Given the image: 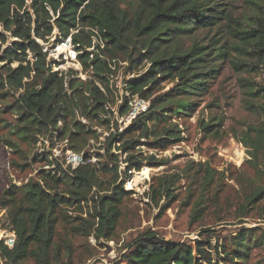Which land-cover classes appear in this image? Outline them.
I'll use <instances>...</instances> for the list:
<instances>
[{"label": "trees", "instance_id": "1", "mask_svg": "<svg viewBox=\"0 0 264 264\" xmlns=\"http://www.w3.org/2000/svg\"><path fill=\"white\" fill-rule=\"evenodd\" d=\"M248 4L251 15L239 21L233 19L231 4L225 0H0V97H14L10 111L16 113L13 134L33 144L42 138L64 140L67 151L83 155L76 167L63 168L64 162L37 153L33 162H44L48 169L40 170L36 180L20 186L10 184L2 192L0 207L6 211V223L15 236L12 248L0 241L4 264L28 260L50 264L62 257L70 261L72 234L92 235L96 242L111 239L126 196L124 182L119 181V156L112 150L126 155V177L144 161L157 167L158 162L143 158L136 149L146 140L152 149L163 151L181 139L178 125L170 120L189 116L198 108L197 99L207 92L224 62L232 64L236 57L233 64L239 73L264 71V2L250 0ZM198 31L204 32L202 40ZM52 38L55 45L70 39L85 80L71 69L54 71L57 63L48 59L46 49ZM186 39L192 41L188 47H184ZM126 51L129 71L143 63L149 66L123 83L118 115L130 111L128 94L149 103L119 132L100 86L114 75V54ZM239 81L248 97L259 95L260 103L248 100L247 104L264 116V87L246 79ZM164 83L172 87L154 95ZM221 122V118H211L202 124V132L212 134ZM95 128L108 134L92 163L84 148L90 140H99ZM241 143L256 178H263L264 165L258 160L260 155L264 157V123L248 128ZM102 175L109 176L107 182ZM179 178H158L157 186L147 194L149 200L157 205L162 198L174 199L172 189ZM211 181L207 176L201 182L202 193ZM202 196L193 204L190 223L203 216ZM81 197L91 204L88 215L93 223L70 214ZM244 199L239 218L264 200V188H254ZM168 208L167 204L161 209ZM59 225L69 232L58 235ZM228 243L211 247L196 241L192 246L165 241L155 231L145 230L125 246L116 264H216L217 259L222 260L220 264H245L251 248L264 247V236L242 228Z\"/></svg>", "mask_w": 264, "mask_h": 264}, {"label": "rangeland", "instance_id": "2", "mask_svg": "<svg viewBox=\"0 0 264 264\" xmlns=\"http://www.w3.org/2000/svg\"><path fill=\"white\" fill-rule=\"evenodd\" d=\"M248 1L250 0H225L231 4L234 20L241 21L251 15L252 7ZM196 34L199 40L203 39L204 32L198 31ZM53 42L54 38L50 40L46 49L48 59L57 63L54 71L66 72L71 69L78 73L81 80H85L87 76L75 59L74 48L65 44L66 41L59 45ZM191 42L190 39H186L184 47H188ZM60 48L62 49L59 50ZM128 54L129 51L114 54L113 62H116L112 64L114 75L109 78L107 84L100 86L105 96V106L112 112L119 132H123L131 123L132 112L136 114L141 112L149 103L148 100L143 101L128 94L130 111L123 117L118 115L117 110L124 96L123 83L143 74L149 66L143 63L129 71ZM232 61L235 63L237 58L234 57ZM233 63L229 64L226 61L221 65L219 74L209 83L207 92L197 99L198 108L191 115L170 120L178 125L181 139L171 142L163 151L152 149L146 140H142L143 145L136 150L141 152L143 158L152 157L158 162L157 167L151 168L148 161H144L139 170L130 171L126 177L123 173L126 155L117 152L116 149L112 150V153L119 156V181L124 182L123 189L126 192L120 206L121 217L113 236L108 241L101 239L99 242L95 240L93 242L91 236L72 234L71 260L67 261L66 257H62L60 261H51L50 264H116L125 253V246L145 230L155 231L165 241L186 242L192 246L194 242L202 241L211 247L228 245V241L242 228L254 229L257 234L264 236V200L251 206L245 217L239 218L240 206L245 202V195L254 188H264V177L256 178L255 169L248 162L247 149L241 143V138L248 128H257L264 123L263 114L249 109L247 104L248 100L255 104L261 100L259 95L252 99L248 97L244 88L240 86L239 79H246L264 87V71L239 73ZM171 87L170 83L161 84L154 95L166 92ZM13 99L12 95L0 97V196L10 184L17 186L26 184L30 180H36L40 170L48 169L44 162H33L37 153L50 155L59 163L64 162L63 168L67 165L65 157L67 154L78 156L81 160L83 157L82 154L77 155L70 151L67 153L68 146L64 140L54 139L50 142L49 139L42 138L35 144L20 140L13 134L12 127L16 118V113L10 112ZM213 117L222 119L221 126L213 127L210 135L203 133L202 124H207ZM95 130L99 134V140L97 142L90 140L84 148L91 156L92 163L96 162L97 150L103 137L108 134L104 129ZM99 153L102 154L103 151L99 150ZM258 164L262 167L264 165L262 155ZM163 176L180 178L175 183V189H172L174 199L166 201L162 198L156 205L149 200L147 194L150 188L157 186L158 178ZM207 176L212 177V181L208 189L202 193L200 184ZM101 179L107 182L109 176L102 175ZM201 196L204 202L203 216L200 221L190 223L189 216L193 204ZM167 204L169 205L167 210L161 209ZM77 206H81L82 209L79 210ZM77 206L70 210L71 216L93 223L91 215H88L91 214V204L81 200ZM5 216L6 211L0 207V241L7 244L13 233L6 223ZM206 230L210 232L203 233ZM68 232L62 225L57 228L58 235ZM211 254L214 255L213 251ZM215 262L220 264L222 260L217 259ZM0 264L4 262L0 260ZM25 264L36 263L28 260ZM245 264H264V247L251 248Z\"/></svg>", "mask_w": 264, "mask_h": 264}, {"label": "built area", "instance_id": "3", "mask_svg": "<svg viewBox=\"0 0 264 264\" xmlns=\"http://www.w3.org/2000/svg\"><path fill=\"white\" fill-rule=\"evenodd\" d=\"M65 44H69L70 45V39H67L66 42H65ZM141 110L142 111H145L146 108L145 109H141ZM138 112H139V110H138ZM135 114H136V112L135 113L132 112L130 114V117H131L130 118V121L135 117ZM67 153H69V152L67 151ZM67 155L65 156L67 158L66 164L73 166L72 168L76 167L82 161L81 158H79L78 156H74L72 154H67ZM93 228H95V226ZM91 240L94 242V239H93V236L92 235H91ZM14 241H15V236H14V234H12L11 238H9L7 240V244H4V245H6L8 248H12V246L14 244ZM3 243H5V242H3Z\"/></svg>", "mask_w": 264, "mask_h": 264}]
</instances>
